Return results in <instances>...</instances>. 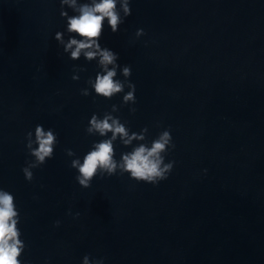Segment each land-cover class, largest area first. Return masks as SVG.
<instances>
[{
    "label": "water",
    "instance_id": "obj_1",
    "mask_svg": "<svg viewBox=\"0 0 264 264\" xmlns=\"http://www.w3.org/2000/svg\"><path fill=\"white\" fill-rule=\"evenodd\" d=\"M129 6L124 17L118 2L123 23L113 33L105 20L98 38L117 55L107 67L124 85L106 99L93 87L104 74L99 55L64 51L82 38L61 11L78 13L60 0H0V189L19 212L21 264H83L85 256L90 264H264V0ZM129 82L134 104L123 103ZM105 113L130 135L148 129L127 146L117 137V161L170 131L167 179L153 185L117 170L79 185L71 161L111 137L86 132L92 115ZM37 125L57 143L29 182L26 136Z\"/></svg>",
    "mask_w": 264,
    "mask_h": 264
},
{
    "label": "clouds",
    "instance_id": "obj_2",
    "mask_svg": "<svg viewBox=\"0 0 264 264\" xmlns=\"http://www.w3.org/2000/svg\"><path fill=\"white\" fill-rule=\"evenodd\" d=\"M61 6H68L78 13L77 15L68 16L66 11H61V16L67 18V31L75 33L82 39L71 38L64 45V51L71 50V58L77 59L84 53L88 60H92L99 55L100 65L104 68V74H97L93 85L95 93L106 99H111L115 94L124 91L122 82L115 80V68L108 69V65H113L117 55L108 49L101 50L98 38L101 36L104 22L110 26L111 31L116 33L123 19L117 10L118 2L123 10L124 17L131 15L130 0H90L89 3H78V0H60ZM143 30L139 29L137 36L142 35ZM55 39L63 43L62 33L57 32ZM95 49V50H93ZM123 74L128 77L131 75L130 67L123 69ZM129 91L123 96L124 104H134L135 85L128 84ZM87 95V93H85ZM115 105L112 111H117ZM135 112V108L130 109ZM148 131L147 128L141 130L140 134L135 132L129 134V130L119 118L114 117L111 113H105L103 118H98L93 114L86 132L90 135L99 134L100 137L110 138L102 139L95 142L90 151H88L81 162L79 158L71 161V167L78 170L79 175L76 180L83 188H88L92 180L99 174L103 177L114 175L117 170L121 174L128 173L136 181H143L150 184L168 178L173 169V161L165 163V154L174 149L172 136L169 130L162 131L151 144L141 143L130 152L122 153L121 159L117 161L113 142L119 137L123 145L127 146L133 140H145L143 133ZM26 147L29 154L34 160L29 162L22 169L25 179L29 182L33 179L32 169L43 165L47 159H51L54 153V147L57 143V136L53 130H44L43 126L37 125L33 133L28 132ZM35 145V147H34ZM68 156H75L72 150H67ZM19 212L16 209L14 196L0 189V264H21V257L25 244L20 239L21 232L18 228ZM57 226L59 221L56 222ZM83 264H90L88 256L83 258ZM92 264H103L102 260L93 261Z\"/></svg>",
    "mask_w": 264,
    "mask_h": 264
}]
</instances>
